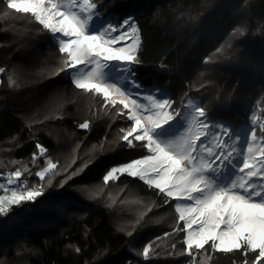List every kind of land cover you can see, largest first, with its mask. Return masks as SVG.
<instances>
[{
	"label": "trees",
	"instance_id": "trees-1",
	"mask_svg": "<svg viewBox=\"0 0 264 264\" xmlns=\"http://www.w3.org/2000/svg\"><path fill=\"white\" fill-rule=\"evenodd\" d=\"M242 1L92 0L101 17L117 16L120 23L131 16L137 24L140 92L169 93L173 112L183 110L191 99L209 122L235 130L254 128L260 138L264 0L246 6V35L222 47L221 56L212 55L238 24L229 19L237 17ZM6 5L0 0V184L8 172L19 170L29 186H41L43 195L0 214V264H181L185 232L177 225L174 200L166 204L157 190L127 174L114 181L117 192L126 188L133 199L141 200L121 193L119 200L109 189L101 196L97 191L116 156L139 155L138 143L122 150L117 130L125 125L117 108L106 105L99 94L76 89L69 73L54 75L53 66L60 69L66 54L37 22L30 33L24 29L18 34L21 27L3 13ZM19 35L26 39L12 41ZM22 67L25 73L17 76L15 70ZM48 90L55 94L45 97ZM84 122L88 129L78 127ZM63 143L73 146L59 158L63 172L56 163L57 168L40 180L35 173L44 169L46 157L60 155ZM38 145L45 149L43 156ZM70 171L76 175L64 183ZM77 184L80 190L94 189L95 199L74 194ZM149 244V259L144 260L143 247ZM206 249L197 252L199 264H243L246 258L235 251L214 252L210 245ZM254 255L248 254L249 264Z\"/></svg>",
	"mask_w": 264,
	"mask_h": 264
},
{
	"label": "snow or ice",
	"instance_id": "snow-or-ice-1",
	"mask_svg": "<svg viewBox=\"0 0 264 264\" xmlns=\"http://www.w3.org/2000/svg\"><path fill=\"white\" fill-rule=\"evenodd\" d=\"M7 8L30 14L53 35L59 52L67 57L57 74L67 72L76 89L99 94L106 105L122 106L119 114L132 122L126 131L120 129L128 147H135L133 140L144 142L140 146L148 154L112 167L103 176L105 183L118 179V174H127L157 190L166 204L175 200L174 210L183 222L180 231L185 232L184 254L192 264L196 259L193 250L199 252L206 245L214 252L242 253L246 257L243 264H249L248 254L255 253L252 264H264V183L253 182L254 177L264 181V135L259 140L254 135L253 143L242 153L236 147L233 150L232 145L221 144L214 131H200L187 124L180 134L162 139L156 133L178 116L168 110L163 98L145 95L147 103L137 99L143 95L135 71L140 64L141 40L131 16L118 24L106 21L95 27V21L102 17L92 0H7ZM113 71L119 83L109 79ZM78 127L88 129L89 123ZM38 147L43 156L45 149ZM237 157H242V165L235 162ZM225 161L237 174L227 184H221ZM56 168L49 160L47 168L35 175L44 180ZM21 176L19 170L12 173L8 185H16ZM0 188L10 191V196L0 195V214L22 202H35L43 195L42 188H7L3 184ZM151 247H143L145 260L149 259Z\"/></svg>",
	"mask_w": 264,
	"mask_h": 264
},
{
	"label": "rangeland",
	"instance_id": "rangeland-1",
	"mask_svg": "<svg viewBox=\"0 0 264 264\" xmlns=\"http://www.w3.org/2000/svg\"><path fill=\"white\" fill-rule=\"evenodd\" d=\"M252 1L253 0H244V1H242L240 3V7L237 8L236 12H235L237 17L233 16L232 18L229 19L230 21H234L236 19L238 24L230 29V34L227 37V39L225 40V42L212 55H214L216 57L221 56L220 52H221V48L222 47H228V46L234 45L237 40H239L242 36L246 35V33H247L246 23L248 22V15H247L245 9H246V6L249 5L250 2H252ZM6 2H7V0H6ZM231 3L233 4V2H231ZM234 4H236V2H234ZM2 10H3V13H4L5 16H7V17H9L10 19L13 20L15 25L21 27L22 30L19 29V30L16 31L18 34H24V32H26V31H24V29L29 31V28H30L31 24H36V21H35L34 17H32L30 14L16 13L15 10L8 9L7 5L3 6ZM106 21H111L114 24H118L119 23L117 16H110L109 15V16H107L105 18L102 17V19L96 20L95 21V27H98L101 23L106 22ZM10 25H12V24H10ZM263 26H264V24H263ZM15 28H17V27H15ZM17 33H15V34L18 35ZM29 33H30V31H29ZM58 35L59 34H57V36ZM23 36L25 38V35H22V36L19 35V40L12 39V41H20V40H22ZM51 36L53 37L52 34H51ZM27 40H28V38H27ZM53 41L55 43H57L56 39L54 37H53ZM52 72L55 75L57 72H59V68L56 67V66H53ZM15 73L17 74V76L21 77L25 73V68L22 67V69L15 70ZM117 76H118V74L113 71V72L110 73L109 79L114 81V82H118L119 83ZM24 77H25V75H24ZM123 86L126 87L127 85H123ZM53 88H55V87H53ZM149 92L150 93H147L146 91L141 92V93H143V95L138 96L137 99H139V101L142 102V103H147L146 99H144L145 95H152L154 98H163L167 102V104L169 105V109L168 110L170 112H172L173 114L178 116L172 123H170L165 128H163L158 133H156V135L160 136L162 139H168L170 137H174V136L180 134L182 132V130L185 129V124H187L190 128L199 129L200 131H207L209 129L214 131L216 133L217 140L221 144H224L226 146L227 145H232V146H234L233 150H235V147H236L237 150L240 151L241 153L243 152L244 149L246 150V148H247V146L249 144L253 143V136L255 135L254 128H250V127L248 128V127L245 126V127H240V129H238V130H235V129L230 128L229 126H227V125H225L223 123H212V122H209L208 119H206V117L204 116L203 108L200 107L199 105H197L191 99H188V101L184 105V109L183 110L175 111L176 110L175 109L174 112H173V109L171 107L172 99L169 97L170 96L169 93H166V92H164L162 90H160V91L151 90ZM51 93L55 94V92H52V91L48 90L47 94H44V96L49 98ZM116 108L117 109H116L115 112L120 116V121L125 125L124 130L126 131L127 128L131 126L132 122L128 121L126 119V116H121L119 114L120 110H122V106L121 105H117ZM123 111L125 113L127 112V110H123ZM117 131L119 132V134L123 135V132H121L120 130H117ZM255 138L257 140H259V137L257 135H255ZM121 142L122 143L120 145L122 146V148H123L122 150L123 151L129 150V149L132 148V147H128L127 146V142H125L123 140ZM136 143H138L139 155L136 158H132V159L128 158V157L116 156L112 160V163L110 164L109 170L112 167H114V166H117V167L118 166H123L124 164H126L128 162H131V161H133L135 159L143 158L146 154H148L147 150L140 146L144 142H137V141L133 140V145H135ZM72 147L73 146L70 145V144H69V147H68L66 143H63V145L59 146L60 155H58V156L55 155L52 158L46 157V162H45L46 165H45L44 169L47 168L48 161L51 160L52 163H55V164L57 163L58 164V168L60 170V173H62L64 168L61 167V166H64V164L62 162H60L61 160L59 161V158L61 159V157L66 156L68 154V150L67 149L72 148ZM227 150H230V148L226 149L225 151H227ZM217 152H219V149H217ZM235 162L238 165H242V157H237L235 159ZM217 163H219V162H217ZM72 173H74V171L73 172L70 171V172L67 173L66 177L64 178V183H66L67 181L71 180L75 176V175H72ZM236 174L237 173L230 166H227V162L225 161V170L222 173L221 177L219 178V182L221 184H227L229 182V180ZM10 175H11L10 172H8L5 175V181L6 182L8 181ZM120 175H122V174H118V177ZM69 176H71V179H68ZM20 180H23V178H21ZM114 181H116V180H114ZM114 181L110 180L107 183L103 182V180L101 181V184L97 187V191L100 194V196H101V193H102L103 189H109V190H111L113 192V194L115 195L116 198H119V200H122V198H121L119 193H121V194H123L125 196H129L132 201L136 200V199H137V201L141 200V199L136 198L135 196H133V197H135L136 199H133L132 196H131V193L126 188H120L121 190H119L117 192V189H116V186L114 184ZM253 182H255L257 184L264 183V181H262L259 177H254L253 178ZM31 184H36V183H32L31 182ZM6 185L7 186H11V185H8V183ZM77 185L78 186L74 187V191H75L74 194H77V195L81 194L83 196H85L87 194L88 197L95 199L96 195L94 193V189L87 188V189H84V190H80V189H82V187H81L82 185L81 184H77ZM76 190H78V191H76ZM71 193L73 194V192H71ZM88 193L91 194V195H89ZM0 195H9L10 196V191H8L6 193H0ZM94 199H91V200L93 201ZM124 203H125V201H124ZM175 203H176V201H175ZM179 224H182V227H183V222L179 220V215H178L177 225H179ZM174 232H177V228L174 229ZM206 246H208V245H206ZM206 246H205V249L202 250L203 253H206V250H207ZM193 252H194V255L196 257L195 264H199L198 259H197L196 250H193ZM183 257H184V259L181 261V264H192V260H191L190 257H188L186 254H184Z\"/></svg>",
	"mask_w": 264,
	"mask_h": 264
},
{
	"label": "built area",
	"instance_id": "built-area-1",
	"mask_svg": "<svg viewBox=\"0 0 264 264\" xmlns=\"http://www.w3.org/2000/svg\"><path fill=\"white\" fill-rule=\"evenodd\" d=\"M3 185H5L7 188H12V187H27V188H37V189H40L41 187L39 185H32V186H29V183H27L26 181L24 180H20L19 182H17L16 185H11V186H7L5 184V182L3 183ZM0 193H6L5 189L3 188H0ZM130 263V262H129ZM128 263V264H129Z\"/></svg>",
	"mask_w": 264,
	"mask_h": 264
},
{
	"label": "crops",
	"instance_id": "crops-1",
	"mask_svg": "<svg viewBox=\"0 0 264 264\" xmlns=\"http://www.w3.org/2000/svg\"><path fill=\"white\" fill-rule=\"evenodd\" d=\"M5 184H7V182L5 181Z\"/></svg>",
	"mask_w": 264,
	"mask_h": 264
}]
</instances>
